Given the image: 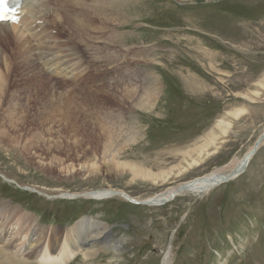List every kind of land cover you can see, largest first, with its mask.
I'll return each instance as SVG.
<instances>
[{
    "label": "rangeland",
    "instance_id": "rangeland-1",
    "mask_svg": "<svg viewBox=\"0 0 264 264\" xmlns=\"http://www.w3.org/2000/svg\"><path fill=\"white\" fill-rule=\"evenodd\" d=\"M125 1L128 3L120 7L114 4L111 11L96 14L93 27L103 23L107 29L105 16L112 17V26L117 27L115 36L111 39L105 36L97 45L104 42L103 50L114 39L118 54H125L123 47H117L124 44L134 57H126L127 62H121L113 58L114 51L102 57V50L93 56L87 52V44L80 47L75 43L97 60L106 58L103 66L98 63L93 67L95 74L88 68L80 81L82 84L91 82L86 83L88 87L83 91L95 90L108 81L114 88L120 84L117 89L127 81L125 85L136 84L137 89L130 86L128 91L112 94L103 87L97 90L95 97L87 99L77 91L80 82L74 85L70 79L63 91L61 86H55L57 91L68 94L75 108L82 104L83 115L72 113V106L66 105L65 117H61L64 103L54 117L44 114L42 104L33 101L36 96L22 100L21 106L23 115L26 114L22 138L25 147L30 143L41 144L47 135L63 138L65 142L83 140L77 151L64 147L61 157L66 159L65 163L89 162L100 169L103 146L112 135L116 147L128 144L116 158L126 162L128 170L97 178H85L77 173L60 175L56 161L38 166L37 158L27 153L25 147L16 146L25 149L16 155V151L15 154L8 151L10 140L0 137L1 174L20 185L51 195L23 189L0 175V200H8L29 215L30 230L35 224L64 229L81 217L110 224L113 232L108 234V229L104 232L108 234L106 238L102 235L101 238L117 241L118 251L114 252L108 242L96 255L85 258L80 253L66 264H159L167 247L170 248L168 240L173 230L170 264H264V138L243 173L201 196L182 191L161 206L130 203L118 196L104 201L57 196L56 193L62 191L111 188L125 191L138 200L146 199L166 187L210 173L240 158L263 132L264 0ZM89 8L83 13L87 23ZM61 21L63 27L57 31L61 36L69 24H73L82 37L87 30L65 19ZM107 31L110 33V28ZM30 42L33 45V41ZM20 46L21 42L14 39L9 44L3 42L0 51L3 58L5 52L10 53V70H15L9 92L13 87L25 96L27 91L28 95L38 96L41 91L37 87V73L24 69L22 61L25 63L26 58L18 57ZM124 64L126 69L118 67ZM3 67L0 63V76ZM132 67L136 76L126 73L122 81L114 82L118 70L128 71ZM104 68L111 71L107 81ZM153 76L160 83L161 92L151 108L141 104ZM109 77L113 78L109 80ZM53 79L51 77L50 81ZM59 83L62 85V81ZM104 100L107 104L103 109ZM9 113L8 102L0 104V128L6 132L11 130L13 120L20 124L19 116L10 120ZM53 122L63 127L58 133L54 132ZM112 122L119 123L124 131L118 132ZM132 130L138 136L135 141H127L134 133ZM94 146L97 152L92 153ZM133 168L156 178L148 180ZM3 223L0 219V229ZM6 231L0 233V252L14 255L10 250L12 246L17 245L20 250L24 244L21 238L16 240L22 230L20 227L17 231L13 223ZM21 256L26 258L25 254Z\"/></svg>",
    "mask_w": 264,
    "mask_h": 264
},
{
    "label": "bare ground",
    "instance_id": "bare-ground-1",
    "mask_svg": "<svg viewBox=\"0 0 264 264\" xmlns=\"http://www.w3.org/2000/svg\"><path fill=\"white\" fill-rule=\"evenodd\" d=\"M122 1H124V3ZM127 3L125 0H24V4L22 6V13L20 14V19L17 23H0V51L3 50V42L5 44H9L12 43L14 39L19 40L21 42V46L19 48L18 57L22 59L26 58L25 63L22 61L24 69H29L37 73V87L41 91L38 96L37 94H31L30 92V94L28 95L27 91L25 96V94H22L18 88L11 87L9 92V85L11 84L13 78L12 76L15 70H10L11 67L8 62L10 53L5 52V58H3V56L0 57V63L4 64V72L3 75L0 76V104H2L3 102H8L11 108V114L9 113L10 120L14 119L16 115H18L20 118V124H18L16 120H13L11 122V130H7L6 132L4 129L0 128V137H2V140H10L11 145L8 149L9 152L15 154L16 151V155H20V152H24L26 149L27 153H30L34 158H37L36 165L38 166H43V164L47 166L49 163H54L56 161L57 167H59L60 175H62V173L66 175H72L77 173L81 176H84L85 178H97L98 175H109L112 172H115L117 174L123 173L128 170L126 162L116 159L119 152L124 149V147H126L128 144L124 143L123 145L116 147L112 143V135H109L107 143L103 146V152L101 153L102 157H100L103 159V161L101 165L102 168L100 169H98V167H94V164L89 162H82L78 164L73 162L65 163L66 159L61 157V155H64L65 153L64 147H66L67 149L73 148V151H77L79 150L80 145L82 146L83 140L78 141L76 139L74 140V142H65L63 138L51 137L47 135V138H44L40 142L41 144L33 146V143H30L29 145H27V147H25V142H23L22 138L24 135L23 122L26 114L23 115L24 109L21 106L22 100H28L36 96L35 98H33L35 99L33 101L40 102L42 104V106L41 104L40 106L44 114H49L50 116L54 117L58 113V111L63 108L60 105L63 103L64 111L62 112L61 117H65L66 105L72 106L70 107L72 113H74L75 111L77 113L82 114V104L81 107L75 108L73 106L74 101L72 99L69 100L68 94L57 91L58 86H61V89L63 91V86H67L66 82L70 79L71 84L73 83L74 85L75 83H77L78 85L80 82V90L77 91H79L78 93L85 95V98L87 99H89L90 97H95L97 94V90L103 87H106L107 90L109 89L108 91L112 94H115L116 91H120V94L125 90L128 91V88L130 86L132 87V89L136 90V84L125 85L126 83L128 84V81L126 83L122 82V87L120 89H117V86L120 87V84L115 86V89L114 85L108 84V81L103 83L104 85L96 87L97 89L94 87L95 90L83 91L86 87H88V84L86 85L88 81H85V83L83 84L80 81L81 79L85 78L86 73H88L86 72L88 68L89 72L95 74V69L93 67L98 63H100L99 65L103 66V62L106 61V58L104 61V59L97 60V58L90 56L91 53L93 56H97L99 54V51L102 50L101 46H103L102 44L104 42H100V45H97V43L100 40L104 41L105 36L111 39L116 34L115 28L117 29V27L112 26L114 25V20L112 19V17L109 16H105V24L107 26V29L110 28V33L107 31V29H105V25L101 22V25H99L98 27H93V21L96 20V14L101 13L102 11H111V6L114 4V6L120 7L119 5ZM88 8V13L90 14L91 18L89 17V22L87 23L84 21L83 13L85 11L87 12ZM61 18L65 19V21L67 22L69 21L75 23L78 28L87 29L84 36L82 37L81 33L73 24L67 25L63 29L62 36L59 35V32L57 31L61 30L63 27ZM10 26L12 27V30L10 29ZM25 35L28 38L25 37ZM62 37H64V39ZM72 39L75 40L74 43L69 42V40ZM30 40L33 41V45ZM75 43L79 44L80 47H84L85 44H87V52L90 55L81 50V48ZM91 45L93 46L92 50ZM117 47H123V49L126 51L125 54H118L116 52L117 48L115 45V41L114 39H112L109 41V45L102 50V57L108 55L111 51H114L113 58H116L121 62L126 61V57H134L128 46H124L123 44ZM125 47H127L128 50H126ZM34 50H38V52H34ZM109 64L111 63L109 62ZM118 67L126 69V64ZM134 69L135 68L132 67V69L128 71L118 70L114 78V82L124 79L125 75L128 74H130V77L136 76L137 74L134 72ZM103 70L104 76L106 77L104 78L106 80L108 79V76H110L111 71H107L105 68ZM46 77L49 78L47 79ZM51 77L54 78L52 82L50 81ZM112 78L109 77V80H111ZM15 80L16 78H14L13 82ZM151 80V87L147 93V97L143 100L141 105L148 104V107L151 106L152 108V106L155 104V100L158 99L161 89L160 83L156 78H154V76L151 77ZM59 81H62V85L59 83ZM120 94H117V96ZM127 103L128 101L125 104ZM103 104L104 105H102V107L104 109L105 105L107 104V101L104 100ZM66 113L68 114L69 112ZM49 120L51 121V119ZM112 124L115 125L118 132L124 131V127H122L119 123L115 124L114 122H112ZM52 125L56 127L54 129V132L56 131L57 133L60 129L63 128L60 127L59 124H55V122H53ZM51 133L52 135H54L53 131H51ZM137 136L138 133L134 132L132 136L127 139V141H135ZM259 137L256 139L255 143L248 149V151L245 152L240 158H235L226 165L218 167L216 170H212L210 173L193 177L168 188L166 187V189L157 192L152 195V197L146 199L138 200L137 198L126 193L125 191L111 188H105L102 190L91 189L90 191L83 192L62 191L56 194L59 198L65 199H78L83 197L85 199H94L101 201L118 196L130 203H139L149 206H161L171 201L178 194L182 193V191L190 192L196 196H201V194L208 193L215 186L229 181L245 171L247 164L255 154L254 151L256 150V148H258V146L261 144L260 141L264 138L263 137L259 141ZM16 146H22L25 147V149L20 150L17 149ZM94 150L95 152H97V149L95 148L93 149L92 153H94ZM44 157L51 158L49 161L46 160V162H44ZM242 168L244 169L243 171H241L240 174L228 179L232 172ZM133 169L136 172H140V175L144 176L148 180H153L154 178H156L154 176H147L145 173L148 174V172H144V170L142 169H140L139 171L137 170V168ZM0 175L3 177V179H7V181H14L18 186H21L23 189L30 191L35 190L30 186L18 184L15 180L8 178L4 174H1V171ZM225 176H227L228 180H223ZM35 191L39 193H44L45 196L48 195L46 191H42L41 189H36ZM18 208V206H14L13 203L11 204L8 200H0V219H2L4 222L1 225L2 228L0 229V233L5 232V230L8 231L10 224L15 223V225H17V231L20 227L22 230V233L20 232L19 235H17L19 232H15V235H17L16 240H20L19 238H21L24 242L23 245L21 244L22 249L20 250L17 249V245H11L12 249H10L11 246H9V249L13 251L14 255H12L11 252L4 254L1 250L0 264H26L27 261L25 260L35 261L34 263L37 262L38 264H66L67 262L69 263L71 259L75 258L80 253L85 258H89L96 255V253L99 252V250H101V248L105 246V243L108 242H111L109 245L111 249L114 250V252L119 250V244L115 243L117 241H115L114 239L111 238V241H105L106 236L113 232L111 230L110 224L105 221L97 219L95 220L89 217H81L80 220L74 222L72 226L65 227L64 229H60V226L54 227L52 225L47 228H44L41 225L35 224V226H33V229L30 230V226L28 227L27 225L30 220L29 215L23 212L22 209L19 210ZM108 229L110 230L109 233L107 232L108 234H104V232ZM174 231L175 230L172 231L168 240V245L170 248L167 247L168 250L165 252L164 256H162L159 264H170V253L172 250V240L174 237ZM101 235L105 238L102 239ZM26 240H28V243ZM106 247L110 248L108 245ZM22 254H25L26 258H23L22 256L20 257V255Z\"/></svg>",
    "mask_w": 264,
    "mask_h": 264
},
{
    "label": "water",
    "instance_id": "water-1",
    "mask_svg": "<svg viewBox=\"0 0 264 264\" xmlns=\"http://www.w3.org/2000/svg\"><path fill=\"white\" fill-rule=\"evenodd\" d=\"M263 137H264V133H263V135L260 137L259 141H260ZM258 143H259V142H258ZM244 168H245V167H244ZM244 168L232 172V173L230 174V177H229L228 179H230V178H232V177H234V176L240 174L241 171H243ZM225 179L228 180V179H227V176H225L223 180H225Z\"/></svg>",
    "mask_w": 264,
    "mask_h": 264
}]
</instances>
